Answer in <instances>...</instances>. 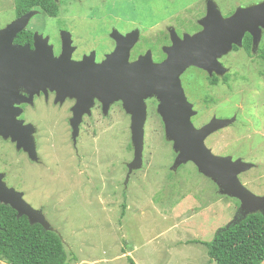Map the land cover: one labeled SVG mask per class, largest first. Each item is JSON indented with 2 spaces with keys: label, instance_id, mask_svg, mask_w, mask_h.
Returning a JSON list of instances; mask_svg holds the SVG:
<instances>
[{
  "label": "rangeland",
  "instance_id": "obj_1",
  "mask_svg": "<svg viewBox=\"0 0 264 264\" xmlns=\"http://www.w3.org/2000/svg\"><path fill=\"white\" fill-rule=\"evenodd\" d=\"M92 1L96 2L88 0L85 4ZM262 2L264 0H221V11L226 16L237 8ZM117 10L129 13L130 17L135 15L142 22L147 20L146 8H142L140 4L137 10L136 7L131 10L121 5ZM76 11L78 12L77 7ZM85 26L84 33H92L87 22ZM40 30L48 32L46 29ZM262 30L264 29L260 28L259 40L253 45V58H247L243 53L234 54L233 69L237 76L230 80L229 87L223 86L224 106H229L225 107L223 113L232 114L236 111L240 117L239 124L227 131L217 133L218 130L205 140L206 147L214 155L234 156L233 161L240 158L254 164L251 170L239 175V180L256 196H264V62L256 50ZM260 47L264 49V39ZM223 55L226 54H217L215 63ZM136 62L145 65L144 59L139 58ZM209 68L216 70L208 66ZM136 73L128 76L130 82L131 79L135 80L133 76ZM141 83V80H135L134 88L137 89L129 88L133 84H127V95L130 98L132 95H139V99H142L139 88ZM118 95L119 92L115 94L116 98ZM149 97L143 98V103ZM156 99L159 107L160 101L157 97ZM126 104L130 102L123 104L130 121L119 113H114L103 123H99L96 116L93 117L96 123L92 120L90 126L96 132L84 134L89 150L84 155L80 153L76 171L73 169L71 156L65 155L67 148L59 149V153L65 152L62 158L60 156L61 159L54 157L55 153H48L49 178L47 182L39 180L40 185L46 189L40 194L42 198H38L41 204L42 200L45 201V211L49 212V220H45L61 238L71 264H130L127 257L134 264H207L204 243H209L218 229L232 221L237 211L242 212L239 201L220 195L215 183L201 175L190 162L176 170L172 168L177 154L172 143L165 139L160 122L163 127L164 123L158 107L159 118L155 115L154 108H150V115L145 119L147 125L144 123L142 167L133 170L130 175L127 172L125 177V164L128 170V164L134 158L131 115L126 110ZM206 114L202 115L197 124L204 121ZM125 123L127 128L121 131L118 125ZM114 128L117 130L111 132ZM106 147H109L110 153L106 152ZM14 159V155H6L2 168L9 174L11 171V179L8 177L7 183L16 188L18 186V190L6 186L4 181L2 183L7 189L21 194L22 198L24 194L30 196L29 192H25V183L19 184L23 180L21 171L25 167L22 168L19 164L13 166ZM60 164H64V174ZM61 175L73 184L74 193L71 189H64L66 192L57 191L62 187L59 180H63ZM56 176L60 178H50ZM14 178L19 180L16 181L18 183L12 181ZM36 178L30 176L26 180L28 182ZM33 195L39 196V193ZM23 200L31 206L27 197ZM52 209L54 214H50ZM259 264H264V259Z\"/></svg>",
  "mask_w": 264,
  "mask_h": 264
},
{
  "label": "flooded vegetation",
  "instance_id": "obj_2",
  "mask_svg": "<svg viewBox=\"0 0 264 264\" xmlns=\"http://www.w3.org/2000/svg\"><path fill=\"white\" fill-rule=\"evenodd\" d=\"M95 1L86 5L88 0H0V30L30 15L25 26L12 38L10 46H7L11 66L21 71L22 80L26 83L25 86L17 88L18 102L13 104L11 111L19 126H24L23 138L27 150L17 149L11 138L0 136V179L6 186L18 188L7 183L8 177L11 179V171L9 174L2 168L6 155H14L13 166L19 164L22 168L25 167L21 171L24 182L21 180L19 184L25 183V192L31 195L24 194V197L36 206L30 203L47 221L49 212L45 211V201L42 200L41 204L38 198L46 189L40 185L39 180L47 182L49 178L48 153H55L54 157L57 159L60 156L62 158L65 152L59 153V149L67 148L65 155L71 156L73 169L76 171L80 153L84 155L89 150L84 134L96 132L90 126L92 120L96 123L94 116L99 123H103L106 118L119 113L130 121L123 106L128 98L127 84L135 82L133 79L129 81L128 76L132 74L128 71L129 64L142 58L145 59L144 67L153 69L166 61L168 52L174 48L176 37L179 39L176 41L180 43L184 36L201 33L204 29L203 22L211 11L217 10L222 18L230 17L234 13L232 11L224 16L221 0ZM97 3L99 4L96 5ZM139 4L147 11V20L144 22L135 15L130 17L129 13H120L117 10L119 5L131 10L136 7L137 10ZM100 9L103 10L99 12ZM211 19L215 21L216 15ZM86 22L94 35L84 33ZM41 28L48 32H41ZM263 39L264 30L256 49L258 53L264 52L260 47ZM247 42L250 43L249 52L244 47ZM253 45V36L246 32L241 38L240 47L233 45L229 53L217 58L213 65L216 70L189 66L181 73L179 79L184 95L196 112L191 118L195 128L205 125L212 118H234L231 124L217 133L239 124L240 117L236 111L232 114L223 113L225 107H229L224 106L223 86L229 87L230 80L237 76L233 69L234 54L243 53L247 58H253ZM117 49L120 53H116ZM127 53L128 57L125 58ZM13 71V76L20 73ZM118 92L116 98L115 94ZM145 104L146 116L150 113L149 109L154 108L155 115L159 118L156 96L147 98ZM205 113L204 121L197 124ZM160 123L164 131L163 124ZM121 125H118L121 131L127 128L126 123ZM115 128L111 132L116 131ZM107 148L109 150L106 147V152L110 153ZM99 149L102 150L101 147ZM231 157L235 159L234 156ZM125 167L126 177L127 164ZM60 168L64 174V164H60ZM30 176L37 178L27 182L26 178ZM60 177L63 178L59 179L62 187L57 191L66 192L63 190L71 189L74 193L73 184L63 175ZM60 177L50 178L55 180ZM12 181L18 183L16 181L19 180L14 178ZM35 193H39V196L33 195ZM51 211L50 214H54L53 209Z\"/></svg>",
  "mask_w": 264,
  "mask_h": 264
},
{
  "label": "water",
  "instance_id": "obj_3",
  "mask_svg": "<svg viewBox=\"0 0 264 264\" xmlns=\"http://www.w3.org/2000/svg\"><path fill=\"white\" fill-rule=\"evenodd\" d=\"M213 15H216L215 21L211 19ZM29 16L20 18L0 30V136L11 138L17 149L22 148L25 151L27 149L23 138L24 126H19L11 109L13 104L18 102L17 88L25 86L26 83L22 80L21 71L11 66L7 46H10L12 38L25 26ZM203 27L201 33L184 36L180 43L176 41L179 40L176 37L173 50L168 52V58L162 64L147 69L141 62H136L128 71L137 72L133 78L142 81L141 87L139 85L142 99L155 95L160 101L158 113L164 123L165 139L172 143V148L177 154L172 168L176 170L181 165L192 163L201 175L215 183L220 195L237 199L240 203L239 209L245 215H264V196L254 195L239 180V175L251 170L254 164L240 158L233 161L230 156L214 155L205 145L207 137L227 127L234 118H213L204 126L195 128L191 118L196 112L186 100L179 79L181 73L189 66L202 69L213 67L216 55L227 54L233 45H240L246 32L251 33L255 44L259 40L260 28L264 29V2L237 8L227 18H222L217 10L211 11L204 20ZM116 53H120V50L117 49ZM13 70L20 73L13 76ZM129 88L137 89L134 84L129 85ZM142 99H139V95H132L131 98L128 96L127 103L130 104L125 106L131 115V144L134 151L133 161L128 164L129 175L133 170L142 167L146 119V106ZM0 203L10 206L17 213V217L25 216L30 225L39 224L45 231H54L39 211L33 210L21 194L7 189L1 179Z\"/></svg>",
  "mask_w": 264,
  "mask_h": 264
},
{
  "label": "trees",
  "instance_id": "obj_4",
  "mask_svg": "<svg viewBox=\"0 0 264 264\" xmlns=\"http://www.w3.org/2000/svg\"><path fill=\"white\" fill-rule=\"evenodd\" d=\"M250 43L244 46L249 52ZM264 62V52L259 53ZM124 212L121 213L123 215ZM202 244V243H201ZM207 264H259L264 259V215L237 211L232 221L204 243ZM130 264H134L127 257ZM0 262L5 264H71L61 238L30 225L25 216L0 203Z\"/></svg>",
  "mask_w": 264,
  "mask_h": 264
},
{
  "label": "crops",
  "instance_id": "obj_5",
  "mask_svg": "<svg viewBox=\"0 0 264 264\" xmlns=\"http://www.w3.org/2000/svg\"><path fill=\"white\" fill-rule=\"evenodd\" d=\"M207 263H208V260H207Z\"/></svg>",
  "mask_w": 264,
  "mask_h": 264
}]
</instances>
